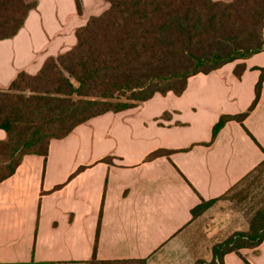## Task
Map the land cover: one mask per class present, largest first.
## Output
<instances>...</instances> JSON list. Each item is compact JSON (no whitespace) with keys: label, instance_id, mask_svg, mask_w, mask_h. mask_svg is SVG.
<instances>
[{"label":"crops","instance_id":"1","mask_svg":"<svg viewBox=\"0 0 264 264\" xmlns=\"http://www.w3.org/2000/svg\"><path fill=\"white\" fill-rule=\"evenodd\" d=\"M36 1L18 34L0 40V63L8 53L17 60L0 66V89L72 49L76 31L109 8L104 0H81L80 15L75 0ZM238 64L246 66L240 78ZM262 67L264 51L197 74L180 96L157 93L52 140L46 158L26 155L0 183V264H87L96 244L102 261H212L217 242L199 248L184 231L202 199L226 195L264 162V85L243 124L227 122L212 142L223 115L250 107ZM103 141L114 151L94 153ZM159 150L171 153L148 160ZM241 254L247 262L229 253L225 264H264V241Z\"/></svg>","mask_w":264,"mask_h":264},{"label":"trees","instance_id":"2","mask_svg":"<svg viewBox=\"0 0 264 264\" xmlns=\"http://www.w3.org/2000/svg\"><path fill=\"white\" fill-rule=\"evenodd\" d=\"M104 1L109 8L76 31L72 49L48 58L36 74L20 72L7 89H0V129L6 133L0 140V183L26 155L46 158L52 140L67 137L91 119L138 107L157 93L180 96L190 77L264 51V0ZM75 2L81 15L82 1ZM37 5L36 0H0V40L15 37ZM245 69L238 64L234 73L240 78ZM260 71L250 107L223 115L213 128L212 142L227 122L243 124L255 109L264 85V67ZM170 153L159 150L148 160ZM224 196L202 199L192 210L193 218ZM263 241L264 208L251 217L248 230L214 245L212 261L196 264H225L227 254L242 257L243 249H255ZM96 250L97 244L87 264H147L145 259L102 261Z\"/></svg>","mask_w":264,"mask_h":264},{"label":"rangeland","instance_id":"3","mask_svg":"<svg viewBox=\"0 0 264 264\" xmlns=\"http://www.w3.org/2000/svg\"><path fill=\"white\" fill-rule=\"evenodd\" d=\"M27 1L32 2L34 0ZM1 60L4 61L0 63V66L3 63L5 66L11 62L13 64L17 63V60H12L10 53L2 57ZM103 129H105V126H103ZM111 135L114 137V133ZM111 150L114 151V148L103 141V143H98L94 153L104 154L109 153ZM263 208L264 164L235 186L211 208L195 218L185 229L184 235L199 248L207 242L209 244L222 242L234 232L248 230L251 217L255 212Z\"/></svg>","mask_w":264,"mask_h":264}]
</instances>
